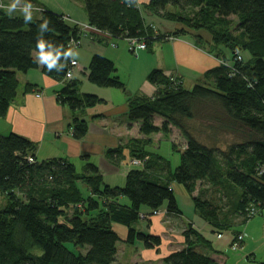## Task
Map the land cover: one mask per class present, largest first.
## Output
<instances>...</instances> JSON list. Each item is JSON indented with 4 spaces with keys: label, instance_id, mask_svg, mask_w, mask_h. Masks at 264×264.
<instances>
[{
    "label": "trees",
    "instance_id": "1",
    "mask_svg": "<svg viewBox=\"0 0 264 264\" xmlns=\"http://www.w3.org/2000/svg\"><path fill=\"white\" fill-rule=\"evenodd\" d=\"M81 1L87 26L105 35L86 32L78 22L45 6L38 11L33 7V13L39 14L27 24L19 12L12 17L6 14L11 0H0V118L17 94V73L28 70L39 69L42 75L62 81L56 97L73 112L70 125L77 140L88 130L87 121L77 112L103 101L98 95L80 91V81L73 78L76 67L71 66L72 57L65 60L61 52L57 65H64L62 71L58 67L48 71L38 63V38L51 42L54 51L56 47L68 50L72 42L81 43V38L98 44H107L110 38L136 39L144 43L143 49L153 51L154 41L189 34L221 62L207 73L203 83L189 90L178 76L152 69L146 80L156 93L148 96L139 90L127 92L114 61L101 54L90 57L85 68L87 81L124 92L126 115L131 122H138L141 137L106 152L113 162L126 160V156L140 161L127 172L123 186L105 182L94 162H86L78 171L65 158L37 161L36 145L28 138L14 132L0 134V264H111L119 241L129 245L139 241L147 249H157L160 236L144 233L137 223L165 203V212L180 213L173 183L183 187L196 214L216 234L233 225L232 217L239 223L249 221L253 217L247 216L250 206L261 212L264 0H148L141 5L137 0ZM30 2L33 6L38 3ZM143 11L178 22L180 27L160 33L145 22ZM44 20L49 29L41 34L38 26ZM242 51L250 56L244 59ZM68 72L72 78H66ZM24 87L31 91L35 85L25 83ZM197 116L209 123L201 131L193 127ZM155 117L162 120L159 125H155ZM171 127L185 139L180 149L171 143L180 157L174 169L167 159L147 148L152 134L161 132L169 137ZM201 133H205L207 143L200 141ZM121 198L127 203H121ZM140 206H146L150 214L141 217ZM113 223L126 226L125 238L117 235ZM238 233L234 231L230 242ZM182 236L185 245L163 255L162 263L220 264L200 250L201 243L209 245L201 233L187 227ZM65 243H71L72 249Z\"/></svg>",
    "mask_w": 264,
    "mask_h": 264
},
{
    "label": "crops",
    "instance_id": "2",
    "mask_svg": "<svg viewBox=\"0 0 264 264\" xmlns=\"http://www.w3.org/2000/svg\"><path fill=\"white\" fill-rule=\"evenodd\" d=\"M146 1L148 0H137V3L141 5V3H145ZM70 2L67 3L68 5L65 8H57L59 10H53L48 6L46 7L60 14H67L69 19H72L76 23L87 24L86 13L82 2H79L80 9L78 10L77 7H74L75 10L72 8L69 9V7L72 6ZM36 5L41 7L44 6L40 5V3H37ZM143 15L145 16V22L147 24H152V26L156 27L160 33L167 34L175 29L172 25H169L170 27L164 25L165 27L162 29L160 26L162 24L161 21L165 22V20L156 16H150L146 11H143ZM33 16H37V14L33 13ZM85 40L88 41V43L82 46L81 41L78 49L74 51L77 55L72 57L78 64L74 70L73 78L80 81L81 92L95 93V95H98L103 99L102 103L82 112H77L80 117H83L87 121L88 130L85 136H83L81 140H77L72 136L70 124L73 112L69 107L60 104L56 97L59 89L63 86L62 81H56L49 76L42 75L39 69L28 70L23 74L17 73L18 91L14 97V101L8 108V112L3 118H0V134L5 135L6 133L14 132L28 138L36 145L34 152L37 161L50 158H65L66 160L73 162L78 171L83 168L86 162H94L105 182L111 186H119L121 185L120 183H122V180L123 182L125 181L127 172L134 167L130 165V159L127 156L126 160L113 162L107 158L106 152L124 145L131 138L141 137L138 122H131L126 115V104H124L126 94L116 88H102L99 90L86 84L89 82L86 78L85 68L89 64L90 57L93 54L99 53L109 60L114 61L116 73L122 81L121 73L119 72L116 62L118 63V60L122 59L123 56L128 57V62L129 60L133 61L134 58H130L127 52V42L126 50L124 47H118L117 44L112 45L113 49H106L100 45H96L97 42L95 43L93 40ZM195 41L196 40L193 36L186 35L171 38L165 42H160L159 47H152L153 54L151 55H153L154 60L148 57L150 56L149 54L143 52L141 54V60H143L141 67L139 70L137 69V72L133 71L129 73L130 75L136 76L137 79V84L134 86V89L136 90L134 91L139 90L148 96H152L156 93V88L146 80V75L152 68L162 70L165 75H171L174 77L178 76L182 81L183 86L188 82L198 81L200 77L205 78L212 68L219 66L221 60L215 57L212 52L208 51L205 46L197 45ZM128 51L130 52V50ZM243 53L247 54V52L242 51L240 53L244 59L250 56L245 57ZM25 83H31L35 85V87H33L31 91H25ZM37 91L41 92V95L35 97ZM130 91L131 88H129L127 92L129 93ZM161 121L162 120L159 117H155L154 119L155 125H159ZM172 128L173 130L176 129L171 127V131ZM151 136V143H153L164 135H162L161 132H158ZM168 139L174 143L170 133ZM148 146V150L154 152L151 151ZM180 147L182 146H179V148ZM154 153L167 159L161 153ZM177 187L178 186L174 183L172 184L173 190L177 189V191L175 190L176 192L181 194L183 192L185 193L183 187ZM120 201L121 203H127L125 198H121ZM142 207L143 206H140V213L150 214V210L146 206H144L146 207L145 209ZM174 215L178 217L176 219L182 220L183 215L181 211L179 214H170L165 212V210L161 211V214H150L146 220H141L143 224H145L148 232L143 231L142 227H140L139 230H142L147 234L160 236L161 244L157 249H147L142 243H139L135 247V251H132V255H130V258L135 257L136 259L132 264H142L146 259L153 262H160L163 255L167 252L182 248L185 245V238L182 236V232L187 227L201 233L202 235L206 226H210L211 228V225L207 221H205L204 227H198L191 220H188V224L179 223L172 226L171 222L174 220ZM231 220L233 225L227 230L232 231V236H228V238L225 239V242H227L225 244L229 247L234 234L233 227L239 223L238 220L233 217ZM213 233L215 234L216 239L222 237V233L219 237L217 236L218 233ZM242 234L244 239L245 234ZM207 243H209V245ZM206 244L207 245L204 246L201 243L199 245L200 250L206 254H210V256L216 261H219L220 264H225L228 257L225 256L223 251H220L218 247L214 248V243L211 241H207ZM118 249L115 258L118 255ZM145 256L148 257L146 258ZM252 256L251 259L254 258V255ZM150 257L152 258L149 259ZM153 259H155V261ZM138 260L141 261L138 262Z\"/></svg>",
    "mask_w": 264,
    "mask_h": 264
},
{
    "label": "rangeland",
    "instance_id": "3",
    "mask_svg": "<svg viewBox=\"0 0 264 264\" xmlns=\"http://www.w3.org/2000/svg\"><path fill=\"white\" fill-rule=\"evenodd\" d=\"M3 1V0H2ZM38 3H40V5H44L45 7L48 6L50 8H52L53 10H59L57 8L62 7L65 8L67 7V3L70 2V4L72 6L69 7L74 9L77 7V10L80 9L79 7V2H82L81 0H37ZM5 3L7 1H4ZM74 2V3H73ZM24 0H20V5L23 6L24 4ZM36 7V11H38V9L41 8V6H33ZM75 7V8H74ZM38 8V9H37ZM35 11V13H36ZM80 11V10H79ZM37 15L39 13H36ZM65 17H68L67 14L64 15ZM73 22L72 19H69ZM75 22V21H74ZM166 22V23H165ZM162 22L161 21V28L164 29V27H170L171 25L173 27H180V23L175 22V23H171L169 21ZM81 25V24H80ZM82 25H86L87 24H82ZM165 25V26H164ZM170 25V26H169ZM91 30V29H90ZM93 31V30H91ZM189 36V34H187ZM82 41V46L86 43H88V41L85 40V38H81ZM96 43V42H95ZM113 44H117L118 47H124L126 48L127 44L125 40H118V39H108L107 44L106 43H97L96 45H100L103 48L106 49H110L112 48ZM163 45V44H162ZM160 46V42H155L153 43V48L159 47ZM78 49V48H77ZM113 49V48H112ZM127 50V48H126ZM130 58H134L133 61L129 62L127 61L128 57L123 56L122 59H119L118 63L116 62L118 68H119V72L121 73V79L122 82L125 83V87L126 90L128 91L129 88H131V91L129 93H133L134 94V86L137 84V79L136 76L134 75H130L129 73L135 71L137 72V69L139 70V68L141 67V64L143 62V60H141V54L143 52H145L146 54H149L150 56H148L149 58H151L152 60H154V57L152 53V51L143 49V50H137L136 53H130L127 50ZM97 54V53H96ZM99 54V53H98ZM243 55L245 57H248L249 55H247L246 53H243ZM138 57V58H137ZM155 69V68H152ZM150 69V70H152ZM149 70V72H150ZM148 72V73H149ZM129 74V75H128ZM205 80L204 77H200L198 81L195 82H188L187 84L184 85V87L186 89H191L193 87V85H195L196 83L199 84L203 83ZM91 85V87H94L95 89H99L101 90L102 88H106V87H98L95 84H91V83H86ZM105 90V89H104ZM95 94V93H93ZM41 92L37 91L35 94V97L40 96ZM1 120V119H0ZM193 123V127L197 128L198 130L201 131V129L204 128V125H208L209 123H207V120H204V118L202 116H197L195 118V121L192 120ZM1 129V128H0ZM207 131V129L205 130ZM205 133H201V135L199 136L200 141H203L205 143H207V138L206 135H204ZM170 136L172 138V140L174 141V143L178 146H183L184 145V139L182 138V135H180L178 133V131L176 129L170 132ZM171 140L168 139V137L163 136L161 137L159 140H156L155 142L151 143L148 147L151 149V151L157 152V153H161L164 157H166L170 163H171V168H175L177 165H179L180 163V157H179V151H175L173 150V146H171ZM178 146V147H179ZM180 149V148H179ZM137 164L139 165V163H135L133 161H130V165L133 166L134 168L137 167ZM121 185L119 186H123L125 184V181L122 183H120ZM176 186H178L177 188H181L180 185L175 184ZM85 187H81V190L83 191V193H85ZM177 191V189H175ZM174 190V196H175V201L177 203V207L179 209V211L182 212V220L181 219H176L178 217H176L174 215V220L171 222L172 226L173 225H177L179 223L183 224H188V220H191L195 225H197L198 227H204L205 226V221H203L194 211V206H193V202L192 200H190V198L183 192L182 194L179 192H176ZM142 208H146V207H142ZM141 208V209H142ZM166 208V204H163L161 206V208L159 209L160 214L161 211H164ZM264 209V207H263ZM261 210V212H258L257 215L249 218V221H247L246 223H238L237 225H235L233 227V230L238 232H242L245 234V237L243 239V243L241 246H239L238 249L236 250H232L229 246H227L225 243V239L232 236V231L231 230H227L222 232V237L219 239H216V236L213 232H211V228L210 226H206L205 230H204V237L205 240L207 241H211L212 243H214V248H219L220 251H223V253L225 254V256H227V261L225 262V264H229V263H238V264H261L262 262H264V210ZM138 229H140V227H142L143 231H147V228L145 226V224H143V222L140 220L138 223ZM114 231L117 233L118 236L125 238L126 237V231L127 228L125 225L122 224H116L113 223L112 224ZM218 238V237H217ZM139 241H135L134 244H125L122 242H118V247H119V251H118V255H117V259L112 262L111 264H132V262H134L135 257L130 258V255H132V251H135V247L139 244ZM65 246L69 249H72V245L71 243H65ZM134 246V247H133ZM131 252V254H130ZM221 253V252H220ZM254 255V258L251 259V256ZM146 258L148 256H145ZM253 257V256H252ZM152 257H150L149 259H151ZM250 259V260H249ZM143 260V259H141ZM141 260H138V262H140ZM155 261V259H153ZM145 262L142 264H161L162 261L160 262H153L151 260H144ZM164 264V263H162Z\"/></svg>",
    "mask_w": 264,
    "mask_h": 264
},
{
    "label": "clouds",
    "instance_id": "4",
    "mask_svg": "<svg viewBox=\"0 0 264 264\" xmlns=\"http://www.w3.org/2000/svg\"><path fill=\"white\" fill-rule=\"evenodd\" d=\"M17 12L22 15L23 21L27 24L33 22V4L30 2H25L23 6L20 5V0H11L6 8V14L9 17L14 16ZM39 32L43 34L48 31L49 25L48 21L44 20L38 26ZM38 55L36 56V60L38 63L45 66L48 71H52L54 67H58V71H62L64 65H57V62L60 60L61 52L67 60L69 57H75L77 54L71 49L61 50L60 48L53 50V44L51 42H46L43 39L38 38L37 42Z\"/></svg>",
    "mask_w": 264,
    "mask_h": 264
},
{
    "label": "built area",
    "instance_id": "5",
    "mask_svg": "<svg viewBox=\"0 0 264 264\" xmlns=\"http://www.w3.org/2000/svg\"><path fill=\"white\" fill-rule=\"evenodd\" d=\"M80 26H81V28H82L83 30H85L86 32H87V31H91V30H93V29H91L89 26H86V25H82V24H81ZM90 29H91V30H90ZM91 32H95V33H98V34L101 33L100 31L97 32V31H95V30H93V31H91ZM79 44H80L79 41H77V42H72V43L69 45V49H71L72 51H74V50H76V48L79 46ZM127 44H128V50H130V51L134 50V51L136 52L137 50H143V48H145L144 43H139V42L136 41V39H135V40L132 39L131 41L129 40V41L127 42ZM237 59H238V60H241V57H240L239 55H237ZM70 63H71V66H72V67H77V66H78V64L76 63L75 60H71ZM72 76H73V75H72L70 72H68V75H67L66 78H67V79H68V78H72ZM28 160L31 161L32 158H31V157H28ZM130 161H133V162H135V163H137V162L140 163V161H138V160H130ZM248 208H249V209H248V213H247V216H248V217H251V216H255V215H257L258 210H257L255 207L250 206V207H248ZM152 212H153L154 215L160 214V211H152ZM141 217H145V214H141ZM217 236L219 237L220 234H217ZM242 240H243V234H242V233H238V235H236L235 239H233V241L231 242V244H230V248H231L232 250H236V249H238L239 246H240V244H241V242H243Z\"/></svg>",
    "mask_w": 264,
    "mask_h": 264
},
{
    "label": "bare ground",
    "instance_id": "6",
    "mask_svg": "<svg viewBox=\"0 0 264 264\" xmlns=\"http://www.w3.org/2000/svg\"><path fill=\"white\" fill-rule=\"evenodd\" d=\"M99 34H101V35H105V34H104V33H102V32H101V33H99ZM99 34H98V35H99Z\"/></svg>",
    "mask_w": 264,
    "mask_h": 264
}]
</instances>
